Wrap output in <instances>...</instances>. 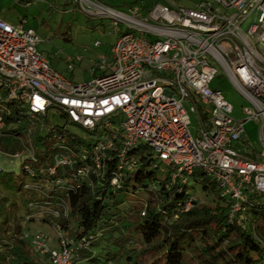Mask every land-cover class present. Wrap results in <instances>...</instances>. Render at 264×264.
Masks as SVG:
<instances>
[{
	"label": "built area",
	"instance_id": "obj_1",
	"mask_svg": "<svg viewBox=\"0 0 264 264\" xmlns=\"http://www.w3.org/2000/svg\"><path fill=\"white\" fill-rule=\"evenodd\" d=\"M75 1L88 15L125 26L123 32L115 28L110 58L96 65L105 74L73 83L39 51L42 39L27 21L0 18V137L14 110L24 111L34 128L54 109L93 136H75L72 145L67 136L54 137L50 174L69 172L54 183L61 192L77 181L94 187L105 178L120 188L147 162L159 177L150 183L153 190L165 178L189 185L201 171L217 184L229 222L243 226L250 209L264 207V150L258 154L245 135V124L258 121L264 147V0H202L195 10L159 3L148 14L139 6L126 14L98 0ZM219 68L250 104L243 119L233 117V105L212 87ZM191 114L200 122L195 135ZM31 133L23 135L31 143L25 157L34 154ZM196 201L203 202L190 196L183 210ZM61 208L54 217L69 215L67 204ZM54 225L58 248L37 232L36 251L51 264H79L77 252L90 246L88 238L75 240Z\"/></svg>",
	"mask_w": 264,
	"mask_h": 264
},
{
	"label": "trees",
	"instance_id": "obj_2",
	"mask_svg": "<svg viewBox=\"0 0 264 264\" xmlns=\"http://www.w3.org/2000/svg\"><path fill=\"white\" fill-rule=\"evenodd\" d=\"M26 117L24 111L14 110L6 123L19 125L0 137L4 156L20 153L21 135L29 132L34 150L33 157L20 161L18 172L0 168V264H51L47 256L39 253L46 260L41 262L32 252L35 233L28 232L35 221L58 224L75 240L87 237L90 246L77 252L79 264H264L263 206L250 209L243 226L231 223L217 184L201 171L193 181L219 202L205 204L191 184L171 183L169 178L151 189L150 183L159 177L148 162L120 188L113 189L105 178L94 187L77 181L61 192L54 183L69 172L50 174L54 137L67 136L72 145L76 135L51 125L48 116L38 119L32 130ZM132 195L136 202L128 205ZM193 195L203 202L183 210ZM63 203L69 215L54 217L52 212H62ZM144 205L146 216L141 215Z\"/></svg>",
	"mask_w": 264,
	"mask_h": 264
},
{
	"label": "rangeland",
	"instance_id": "obj_3",
	"mask_svg": "<svg viewBox=\"0 0 264 264\" xmlns=\"http://www.w3.org/2000/svg\"><path fill=\"white\" fill-rule=\"evenodd\" d=\"M100 3L116 11L129 14L134 6H139L145 14L156 4L169 5L172 8H185L195 10L202 0H98ZM0 18L17 24L21 21H27L29 27L34 28L42 39L39 45V51L46 57L52 66L62 75L69 78L73 83L85 84L92 79L105 74L96 68L97 63L103 56L110 58L112 48L116 44L119 33L115 32L118 27L120 31H125L124 25L116 26L114 20L90 16L85 13L75 0H0ZM250 21L245 25L249 26ZM101 45L97 47L96 42ZM264 55V47L260 48ZM73 60L74 70L68 69L69 60ZM213 89L221 91L223 96L233 105V117L237 119L245 118L243 108L249 106V102L236 90L228 79L224 70L219 68V73L212 84ZM48 118L51 125L59 126L65 129L69 134L84 140H91V136L84 129L68 124L66 119L56 110L49 111ZM192 125L191 133L196 134V129L200 127L197 115L191 114ZM19 125V124H18ZM18 125H6L5 130H14ZM37 125L30 127L34 130ZM247 143L252 145L258 154L264 150L261 142V124L258 121H249L245 124ZM22 151L17 153L18 158L13 156H4L0 151V168L6 171H16L20 169V161L23 157L31 154V143L29 138L22 135ZM194 192L201 196L205 204H213L216 198L210 195H204L202 186L191 182ZM136 202L134 195L128 197L127 204L132 205ZM53 223H39L35 221L31 225L29 234L43 232L49 237L47 246L49 248H58V236L54 231ZM66 233V231H64ZM67 234V233H66ZM32 252L36 258L45 262L33 247Z\"/></svg>",
	"mask_w": 264,
	"mask_h": 264
},
{
	"label": "crops",
	"instance_id": "obj_4",
	"mask_svg": "<svg viewBox=\"0 0 264 264\" xmlns=\"http://www.w3.org/2000/svg\"><path fill=\"white\" fill-rule=\"evenodd\" d=\"M26 1V0H25ZM6 21H8V20H6ZM9 22V21H8ZM11 23V22H10ZM11 24H14V23H11ZM18 24V23H17ZM15 25V24H14Z\"/></svg>",
	"mask_w": 264,
	"mask_h": 264
}]
</instances>
